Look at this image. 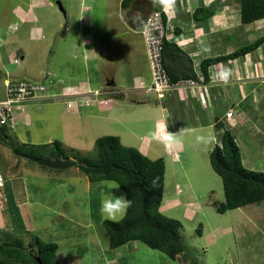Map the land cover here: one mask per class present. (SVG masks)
Instances as JSON below:
<instances>
[{
	"label": "rangeland",
	"instance_id": "obj_1",
	"mask_svg": "<svg viewBox=\"0 0 264 264\" xmlns=\"http://www.w3.org/2000/svg\"><path fill=\"white\" fill-rule=\"evenodd\" d=\"M121 1L0 0V45L3 46L0 51H5L0 56V61L5 64L3 67L0 65V97H6L5 84L10 80H37L45 84L49 94L53 93L54 88L51 86L58 84L55 77L58 75L66 80L72 79V83L89 80L93 93L91 95L105 99L106 94L103 93L107 91L99 86L102 83L99 65L107 73L114 72L117 79L123 75L125 84L128 78L124 68L131 72L129 77L134 69L136 73L140 68L142 74L147 73L153 78L144 34L140 30H127ZM157 6L160 7L161 4L157 3ZM121 18L126 24L121 23ZM128 38L135 42L137 49L134 55L123 50L124 40ZM84 39L94 40L98 53L97 63L93 59L85 61L77 51L81 48H76L75 43L81 46ZM101 39L106 40V45L109 41L114 43L108 45L113 50L105 51L109 54L106 53L107 58L104 60L99 59V55L102 56L100 49L105 48L103 44L99 45ZM2 40L7 42H1ZM17 47H23L24 60L15 51ZM219 51L222 52L223 49ZM106 61L109 64L112 61L113 67L107 65ZM201 78L203 79L202 76ZM257 79L259 77L254 80ZM65 83L69 84L68 81ZM79 86L84 87V83ZM57 90L54 93L56 97L20 106H27L21 108V111L27 109L30 119L27 120V125L10 129L9 133L16 143L43 144L58 141L63 147L75 149L68 154L73 156L70 157L73 160L83 154L94 155L95 140L103 135L119 136L123 144L137 148L146 145L148 155L153 159L166 155L165 189L160 210L182 222L183 243L199 264L264 262V201L224 213L216 210V206L225 201L222 178L213 169L209 157L211 149L219 141L216 128L214 131L212 127H200L180 136L181 143L173 144L172 147H178L185 156L181 162L182 168L178 165L179 171H175L174 162L171 155H167L165 146L154 141L149 134L157 124L163 122L161 106L169 102L161 99L156 91L127 89L123 91V96V89H120L121 91L109 96L112 102L108 105L97 101L92 105L81 106L75 112V109H67L66 98L59 97L63 93ZM216 96L218 97L217 94ZM201 100L205 101V95ZM257 102L264 104L262 99ZM177 103V113L169 117V126L177 128L179 124L189 127V122L196 117V111H189L182 101ZM227 104L228 101L218 103V113L221 121L237 135L239 146L242 149L249 147L245 149L247 153H244L248 155L245 159L249 163H243L244 166L261 170L257 165L262 162L264 171V119L258 116L260 108L252 109L245 115L248 120L254 119L255 122L251 120L248 124L246 119L240 121L233 116L228 123L226 111L229 109L228 115L233 112ZM28 114L22 115L28 117ZM201 116L204 122H208L207 116ZM183 118L188 120L187 124L182 123ZM237 121H240L239 125ZM193 127H196L195 124ZM254 127H257V131ZM208 131L216 135V143L207 150L195 146V135ZM246 134L257 139L248 138ZM35 154L38 156L32 157L48 159L46 153L35 150ZM0 157V170L2 167L4 178L12 183L15 177V184L20 182L17 185L24 190L19 194V200L27 194L31 212L30 230L45 241L58 244L56 258L60 264H192L182 254L171 259L141 241H130L111 248L108 233L102 225L104 219L99 212L100 200L105 193L100 181L91 182L80 166L55 169L26 157H21V161L19 156L1 144ZM7 186V190H11L10 184ZM120 193H124L121 188L117 194ZM199 228L202 230L201 234L198 233ZM13 233L23 237L26 243L32 238L24 230Z\"/></svg>",
	"mask_w": 264,
	"mask_h": 264
},
{
	"label": "trees",
	"instance_id": "obj_2",
	"mask_svg": "<svg viewBox=\"0 0 264 264\" xmlns=\"http://www.w3.org/2000/svg\"><path fill=\"white\" fill-rule=\"evenodd\" d=\"M155 1L122 0L121 9L128 25L135 30H141L147 18L155 10H161L155 7ZM231 1L239 4L242 23L249 24L264 18V0ZM204 11L207 10L197 8L193 17L199 19ZM208 15L209 11L205 17ZM162 17L166 24L168 18L165 12H162ZM174 32L178 34L180 29L175 28ZM263 43L264 36L232 53L205 58L200 63L199 77L193 68L192 59L174 40L165 37L162 49L163 64L172 85L187 79H194L196 82L201 79L206 82L210 80L209 68L212 65L245 56ZM34 101L39 100L24 103ZM175 112L171 111L172 114ZM214 126L217 131L222 130L220 144L214 145L209 157L213 169L222 178L225 193L224 203L217 205L216 210L224 213L227 210L264 201V171L244 166L236 136L220 118H215ZM12 127L10 123L0 125V144L19 157L38 156L35 150L46 153L50 160L73 157L68 154L75 149L63 147L58 141L43 144L16 143L9 133ZM94 153L77 156L76 165L80 166L93 183L101 180H114L120 183L121 189L132 202L121 220H103L102 225L109 236V246L117 248L130 241H141L150 248L165 253L171 259H176L182 254L192 264H199L197 258L190 255L183 243L182 222L163 214L160 210L165 189V159L163 157L152 159L139 148L123 144L120 137L115 135L98 137L94 143ZM25 231L32 237L27 243L23 237L15 233L0 232V264H60L56 258L59 248L56 242L45 241L31 230ZM198 233H202L201 228L198 229Z\"/></svg>",
	"mask_w": 264,
	"mask_h": 264
},
{
	"label": "crops",
	"instance_id": "obj_3",
	"mask_svg": "<svg viewBox=\"0 0 264 264\" xmlns=\"http://www.w3.org/2000/svg\"><path fill=\"white\" fill-rule=\"evenodd\" d=\"M49 2L51 3V1ZM157 3H159V1ZM157 3H154L155 7L157 9L163 10V12H165V14L167 15L168 23L170 25L169 34H171L169 35V39L174 40L176 44L192 59L193 68L199 75V77L200 63L205 58L222 56L232 53L264 36V18L249 24L242 23L240 6L238 3H235L231 0H173L168 8H164L162 6L159 7L157 6ZM201 7L207 11L202 12L199 19L193 17L194 11L197 8ZM208 11L210 12V15H208L206 18L205 15L208 13ZM121 21V23L126 24L123 18H121ZM126 25L128 31H138H135V29L131 28L128 23ZM175 28L180 29V32L178 34L174 32ZM100 41L101 42H99V45L103 44L105 48L100 49L102 51V56L100 57L99 55V59L104 60L105 58H107V52L105 51L110 52L113 50L109 48L108 45L111 46L114 43L112 41H109L108 45H106L104 43V41H106L105 39H101ZM1 42L7 41L2 40ZM75 44L76 48H81L80 50L77 49V51L82 54L85 61H88L90 59H93L94 61L97 60L96 58L98 57V53L95 47L94 40L84 39L81 46L78 43ZM123 45V50L125 52H131V54L134 55V52L137 49L135 47L134 40L128 38L124 40ZM0 47L3 48V46L1 45ZM205 49H207V51H205ZM219 49H223V51L220 52ZM3 50L4 49L0 51V56L3 52H5ZM15 51H18V53L21 55V59L24 60L25 54L23 52V47H17ZM106 63L111 67H113L112 65H114L112 61H110V64L108 63V61H106ZM1 64L2 67L5 66L2 61H0V65ZM96 66L98 67V65ZM99 67L102 77V83L99 86H101L100 88L107 91V93H103L106 94L105 99H99L91 95L93 93L91 92L92 90L90 88L89 80L82 81L81 83L74 81L72 83V81H70L72 79L69 78V80H66L63 76L58 75L55 76L57 78L58 84L51 86L54 88V91L53 93H50L52 95L50 98L56 97L54 93L57 90L56 88H58L59 90L57 91H61L64 94H60L59 97L66 98L67 109L70 110L72 108L75 109V112H77L79 107L92 105L94 103H97V101H99V104L108 105L112 102V98L109 96L121 91L120 89H123L121 94H123L124 96V90H146L152 84V76L147 75V73L142 74L140 68H138V72L136 71V73H134L135 69L134 67H132L134 71L132 72L131 77H129L131 74V72L129 73V69H123L128 78L127 84H125L123 83V80L125 78L122 79L123 75L120 76L121 78L117 79L114 72L109 71V73H107L106 69L101 68L100 65ZM225 67L232 70V76L229 83L227 85L218 82L213 83V74ZM209 74V81L203 82L200 79V81L196 82L195 86L185 85L173 89L171 88L165 92L164 97H160L161 99L169 100L167 105L163 104V106H161L163 122L160 125H166V130L175 134H179L182 131L181 135L190 133L193 129H200V127H212V129L215 131V118L218 117L221 120L217 105L218 103L223 104L227 101L229 102V104H227L226 106H229L230 110L232 109L233 112L232 115H228L229 109H227L226 111V116L229 118L228 123L229 121H231V119H233V116L237 117L240 121H242V119H246L248 124L251 120L255 122L254 119L248 120L245 115L248 114L252 109L257 110L258 107L260 108V110H258V116L264 119V104H259L260 102H257V100L260 101V99L264 100V43L260 45L255 51L249 52L245 56L237 57L235 59H229L227 61H221L212 65L209 68ZM257 77H259V80H254ZM149 79L150 85L148 86L149 83H147V81ZM65 81H68L69 84L67 85ZM82 83H84V87L79 86ZM255 91L257 92L256 95L254 93ZM96 93L97 91L94 92V94ZM216 94L218 95V97L216 96ZM203 95H205L204 102L201 100V97ZM214 96H216V98H214ZM4 98L5 96L0 97V100ZM216 100L217 102H214ZM178 101L184 102L189 111H196V117L194 120L189 122V127H187V125H185V127H182L179 124L177 128H171L169 126L168 119L170 116H172L171 111H176ZM20 106L21 105H17L13 108L12 128H15V126L18 125H27V120L30 119L27 109L24 112L21 111V108H27V106ZM24 113H27L28 117H26L27 115H22ZM176 113L177 111L175 112V114ZM201 114L207 116L206 120H208V122L203 121L204 119L202 118ZM187 121L188 120L183 118L182 123L184 122L187 124ZM239 122L237 121L236 123L239 125ZM223 123L227 125L225 122ZM194 124L196 127H193ZM254 128L257 131V127ZM244 129L246 130V127H244ZM219 132L221 131L216 130V135L219 136L218 144H220ZM246 135L248 136V138L250 137L249 134ZM235 136L236 142L239 145L238 137L237 135ZM250 138L255 140L257 139L253 136H251ZM241 141L244 142L243 137H241ZM173 147L172 145L168 147L165 146V149L167 155H171L172 161L174 162L175 171H179L178 165L180 168H182L181 162L184 160L183 158L185 155L183 154V151L178 150V147ZM247 148L249 149V147H245L244 149L240 147L243 157V163H245V165L249 163V161L245 159L248 158V155L245 154L246 157L244 155V153H247ZM139 149L142 150L143 153H145L147 156H149V150L147 149L146 145H142V147H140ZM158 157H163L165 159L166 155H159ZM151 158L153 159V157ZM18 159H21V157H18ZM1 162L2 159L0 157V163ZM262 164V162H259L258 165L256 163L257 167H259L261 170H263ZM2 170L3 169L1 167L0 232L13 233L20 230H30L31 227L29 226V220L31 218V212L29 208L30 202L28 201L27 194H24L22 196V199L19 200V194L24 192V190H22V188L17 185L20 182L17 181L18 183L15 184L14 179L16 178L14 177L11 183L9 179L4 178ZM17 173L19 174V170ZM8 184H10L11 189L9 191L7 190Z\"/></svg>",
	"mask_w": 264,
	"mask_h": 264
},
{
	"label": "built area",
	"instance_id": "obj_4",
	"mask_svg": "<svg viewBox=\"0 0 264 264\" xmlns=\"http://www.w3.org/2000/svg\"><path fill=\"white\" fill-rule=\"evenodd\" d=\"M163 10H155L146 20L141 32L144 34L148 57L152 68L153 80L148 90L156 91L159 96L170 88L185 85H195L194 79L181 80L172 85L163 64V39L169 38L167 31L170 25L163 22ZM6 97L0 100V125L10 123L13 125V108L26 101L42 100L49 97L48 89L44 83L31 79L14 80L6 83Z\"/></svg>",
	"mask_w": 264,
	"mask_h": 264
},
{
	"label": "clouds",
	"instance_id": "obj_5",
	"mask_svg": "<svg viewBox=\"0 0 264 264\" xmlns=\"http://www.w3.org/2000/svg\"><path fill=\"white\" fill-rule=\"evenodd\" d=\"M172 2L173 0H159V3L164 8H168ZM205 51H207V49H205ZM231 76H232V70L230 68L225 67L213 74L212 82L213 83L218 82L227 85L230 81ZM166 91L167 90L164 91L163 96H159V95L158 96L164 97ZM51 96L52 95L49 94V98ZM149 134L154 141L168 147L180 142V136L182 134V131L179 134H175L167 131L166 125L162 126L160 124H157L154 127V129L150 131ZM216 141H217L216 135L211 131H208L206 133L196 134L194 137V145L200 146L204 150H207L209 147L215 144ZM99 183L102 191L105 193V195H103V197L100 200L99 212L101 217L103 219L110 221H119L124 217L127 209L130 207L132 203L131 200H129L126 194L124 193H120L119 195L117 194L119 189L121 188L120 183L114 180H101Z\"/></svg>",
	"mask_w": 264,
	"mask_h": 264
},
{
	"label": "water",
	"instance_id": "obj_6",
	"mask_svg": "<svg viewBox=\"0 0 264 264\" xmlns=\"http://www.w3.org/2000/svg\"><path fill=\"white\" fill-rule=\"evenodd\" d=\"M59 6L60 8L63 10L62 5L60 2ZM30 160L35 161L41 165H46L49 166L51 168H55V169H65L68 167H71L73 165H76V160H73L71 158H67V159H61V158H57L54 160H50V159H43V158H39V157H29ZM38 262H40V259L37 258Z\"/></svg>",
	"mask_w": 264,
	"mask_h": 264
}]
</instances>
